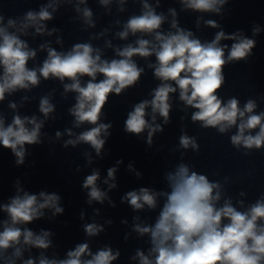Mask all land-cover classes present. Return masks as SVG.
Returning a JSON list of instances; mask_svg holds the SVG:
<instances>
[{
  "label": "clouds",
  "instance_id": "clouds-1",
  "mask_svg": "<svg viewBox=\"0 0 264 264\" xmlns=\"http://www.w3.org/2000/svg\"><path fill=\"white\" fill-rule=\"evenodd\" d=\"M55 2L56 0H51L47 7H41L39 12L27 11L20 20L19 27L13 19L8 20L7 27L0 26V66L3 67V75L0 76V101L5 99L6 93L38 86L41 77L45 80L55 78L62 83L70 80L71 83H64V90L78 93L76 104L69 109L75 117L76 126L79 127L85 122L94 126L82 132L76 140L66 141L65 147L85 142L95 149L97 155L100 154L106 142L101 135H110L108 130L112 127L111 123L99 122L110 94L119 96L139 82L144 69L138 67L132 59L134 56L147 58L154 55L156 65L149 67H154V76L161 83L153 90V98L150 101L143 100L135 104L134 110L127 114L124 121L126 133L138 136L148 129V143L151 144L153 133L162 131V128L159 125L152 127L148 123L145 110L150 106L152 113H159L167 123L171 109L170 93H175L178 88L180 100L185 105L197 109L191 115L193 122H201V127L205 129L218 128L220 133L237 126V133L230 138L234 147L238 150L241 146L247 150L264 149V112L254 114L256 102L249 99L241 108L238 99L230 98L224 103L217 94L225 83L224 66L246 59L255 46V40L238 34L226 36L220 31L214 40L202 43L200 39L193 38L191 31L178 27L176 19H173L171 24L172 28L176 29L175 33L164 35L158 31L165 21L164 15L157 14L145 0L143 13L129 18L118 36L120 39H126L129 33H154L156 43L148 39H137V46L129 44L117 49L116 55L120 59L111 61L101 60L99 50L93 49L90 43H76L67 53L57 52L49 47L47 59L42 67L28 68L27 62L35 58L36 52L30 50L18 35L10 33L8 28H16L17 32L26 34V29L31 26L35 27L36 33L43 34L45 27L41 22L53 18L48 8L55 11ZM84 2L85 0H79L81 4ZM123 2L124 0H120L121 4ZM181 2L192 10L218 13V5H223L227 0ZM100 3L108 5L110 0H100ZM77 11H81L79 7ZM169 11L173 17L176 16L174 9ZM92 15L90 9H83L85 22L94 26ZM3 19L0 15V25L3 24ZM206 23L213 28L218 27L215 21L208 20ZM259 30L258 27L254 28V33ZM48 34L51 35V32ZM222 39L237 41L232 44L227 57L224 51L227 46L220 45ZM44 47L45 45H41V48ZM98 74L103 78L97 82ZM84 76L90 79L81 86L80 78ZM170 82H174L175 86ZM9 106L16 108L15 103H10ZM39 110L45 117L53 112L54 106L47 96L41 98ZM152 120H155V115ZM26 124L33 127L29 129ZM42 126L43 122L38 123L35 116L21 118L16 114L12 123L5 127L4 119L0 117V145L11 149L17 158V165L24 163L25 144L41 143L39 137ZM255 129L258 131L253 135L252 130ZM60 135V132L56 133L57 137ZM179 144L184 149L191 147L199 151V144L194 137L181 135ZM244 154L247 155L248 152ZM115 171V168H110L108 177L114 179ZM98 178V172L94 171L83 182V187L90 189L89 203L92 200L103 202L105 198V193L96 186ZM167 179L171 192L162 193L167 196V200L155 225L142 227L137 224L134 227V231L141 236L150 234L152 244L148 256L142 251H137L136 256L139 257L140 264H264V193L242 212L232 206L230 199L225 200L222 207H217V202L221 199V185L210 181L204 174L190 171L184 163L179 164L174 173H169ZM111 187H115V184ZM20 191L22 189L18 188V194L12 197L9 203L0 205V209L9 217L2 222L3 230L0 231V264H16V260L22 256V245L48 249L52 245L48 238L50 232L42 230L37 235L32 230L18 225L39 219L44 215L42 210L45 208L54 209L53 216L64 211L58 204L60 197L56 194L40 192L38 200L37 195L28 192L21 196ZM240 195L245 193L241 192ZM155 197L156 193L147 188H140L138 193L128 192L123 199L127 200L134 210H140L144 205L154 209ZM239 203L242 205L243 201ZM84 231L88 236H94L103 231V228L92 223L85 225ZM9 249L13 250L11 254L8 253ZM153 254L154 259H150ZM85 255L91 259H82ZM119 255L118 251L113 254L110 247L93 254L89 245L82 243L76 245L75 250L68 251L67 259H48L41 253L39 264H112ZM23 264H36V261L28 258L23 260Z\"/></svg>",
  "mask_w": 264,
  "mask_h": 264
}]
</instances>
